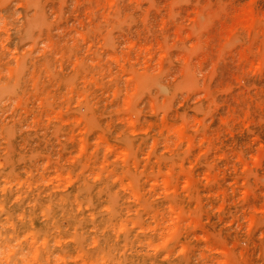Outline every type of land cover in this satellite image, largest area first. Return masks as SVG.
Returning a JSON list of instances; mask_svg holds the SVG:
<instances>
[{"label":"clouds","instance_id":"9594fccd","mask_svg":"<svg viewBox=\"0 0 264 264\" xmlns=\"http://www.w3.org/2000/svg\"><path fill=\"white\" fill-rule=\"evenodd\" d=\"M245 3L0 0V264H242L248 229L224 203L264 185L251 162L264 143L251 144L264 134V13L224 33L229 91H213L223 76L209 54ZM244 49L262 75L235 68ZM221 117L223 176L237 183L215 198L216 146L199 141Z\"/></svg>","mask_w":264,"mask_h":264},{"label":"rangeland","instance_id":"374dc122","mask_svg":"<svg viewBox=\"0 0 264 264\" xmlns=\"http://www.w3.org/2000/svg\"><path fill=\"white\" fill-rule=\"evenodd\" d=\"M264 13V0H246V3L243 8H239L236 10L234 16L232 17L233 23L231 25L224 24L221 26V38L225 41L222 45H217L214 47V53H210L209 55L215 54L216 59L212 64V69L214 72L218 71L222 74L223 79L220 80L219 84L213 91H224L227 92L233 87V80H238L239 76L234 70L233 63L225 57V50L228 47L227 40L228 37L224 35V33H233L237 31L239 28H244L249 31L252 29L253 21L256 18V14ZM179 31L177 32V37L179 38ZM187 38V37H185ZM213 37H209L208 41L205 42L206 45L212 44ZM259 52V49H257ZM237 61L235 64V68H239L244 62H249L250 69H252L251 74L253 77L258 75H262L261 73V64L257 61L250 60L248 56V49H244L237 54ZM209 56H205L200 63L203 65L207 62ZM227 122V117H221L219 121V127L217 131L212 135H203L200 139L199 143L201 147L204 144H208L210 146H216L217 159L220 161L219 164H216L218 171L214 174L205 173L206 176L210 178L217 179L220 183L217 186L209 189L208 191L215 194V198L224 197L225 193L223 191V181H228L235 185L237 181L228 176H223V162L224 156L221 153V148L217 144V136L219 135V130L223 127V124ZM197 123H200L197 120ZM218 121L213 120L212 127L217 125ZM166 127L174 132L176 135L181 137V139L187 140V142L192 145L194 143V137L192 133L184 126V125H176L174 121L166 122ZM163 130V129H162ZM264 140V134L261 136H257L251 144L257 145V141ZM235 150V149H234ZM203 153L200 152L199 149L193 150L192 159L194 161H198ZM264 143H259L255 149L254 154L252 155V165L258 170L259 174L264 175ZM215 163V161H213ZM187 167V164L185 165ZM248 168V164H245V170ZM201 169L197 164L193 169H189L187 176L188 178H194L200 175ZM259 190H241L237 195L238 198L235 200L229 201L225 197L224 207L228 212H232L233 210H238L239 215L234 216L233 219L239 222V220L243 219L245 225L248 229L247 239L249 241V247L247 249L240 250V257L242 260V264H261L259 260L256 258V254L258 251L264 250V243H261L257 239L259 232H264V185L258 186ZM219 189V190H217ZM160 195H167V193H161ZM208 199H213V197H207ZM214 218L209 220V223H213ZM203 230H207V225ZM235 239L229 238V245L232 249L238 248L239 241L242 237L239 234H234ZM194 255V252H193ZM261 259H264L262 257Z\"/></svg>","mask_w":264,"mask_h":264}]
</instances>
